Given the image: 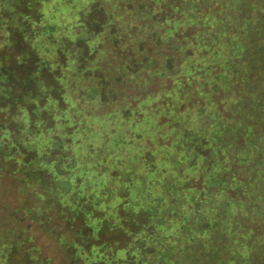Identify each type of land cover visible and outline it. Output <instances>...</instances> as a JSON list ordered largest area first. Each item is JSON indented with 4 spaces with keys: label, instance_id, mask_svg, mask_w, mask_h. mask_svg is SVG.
<instances>
[{
    "label": "trees",
    "instance_id": "1",
    "mask_svg": "<svg viewBox=\"0 0 264 264\" xmlns=\"http://www.w3.org/2000/svg\"><path fill=\"white\" fill-rule=\"evenodd\" d=\"M183 39L198 44L199 55L183 52ZM129 41L142 47L125 50ZM167 43L175 71L159 88L144 82L122 97L134 64L117 56L140 51L143 69ZM199 76L205 81L195 86ZM196 98L227 105V119L207 134L212 146L194 145L189 127L172 143L120 137L117 126L129 130L146 119L155 129L172 121L178 100ZM88 100L98 111L83 108ZM3 110L14 126L0 118V177L41 185L46 206L67 203L76 263L216 264L219 252H230L232 264H264V0H0ZM99 120L110 122L104 129L118 142L103 128L89 132ZM210 173L223 187L242 184L223 192L222 217L204 189L191 207L196 199L187 190ZM236 203L257 208L239 212ZM191 208L200 221L191 220ZM177 236L190 242L176 259ZM2 237L0 264L18 240L12 230Z\"/></svg>",
    "mask_w": 264,
    "mask_h": 264
},
{
    "label": "rangeland",
    "instance_id": "2",
    "mask_svg": "<svg viewBox=\"0 0 264 264\" xmlns=\"http://www.w3.org/2000/svg\"><path fill=\"white\" fill-rule=\"evenodd\" d=\"M159 30L164 31V27L160 26ZM134 42L135 41H129L128 45L125 46V50L128 47H131L132 44H134L136 47L140 45V43ZM182 43L184 44L182 46L183 52L187 49H189L188 51L191 52L190 48H193L195 50V53L199 55V52L202 50V48L198 46V44H196L195 47H192L193 43L191 42V39H183ZM169 44L174 47L175 45L180 44V41H177V43L174 44ZM214 45L217 46V43H215ZM167 47L168 43L166 45L164 54H161L160 56L159 54H155L153 55L152 59H150V61L147 59L149 63H146L143 69V58L141 59L143 55L140 51V54H138L137 52L133 54L131 50L127 53L123 51L122 54L117 56L118 58H121V60H123V56H125V54L132 56L130 58L127 57V59L132 61V63L134 64L133 72L123 78V80L131 79L132 83L123 84V81L121 82L120 89L123 91V93L130 91L128 89H131L133 94L137 93L139 87L144 82H148L147 84L151 82L152 88L160 87L161 83H163L164 76H166V72L175 71L174 66L176 65V61L172 58V56L166 54ZM178 57L182 56L180 55ZM151 62H153L152 65L155 68L154 70L149 68V64H151ZM208 62V68H212L211 66L214 65L215 60H208ZM155 72L159 73L157 81L149 77V74H153ZM209 72H207V74H209ZM196 80L197 82L195 81V86L200 85L205 81L202 76L197 77ZM213 94L214 96H216V92L213 91ZM120 95H122V97L124 98L128 96L127 93ZM221 96L223 95L221 94ZM94 103L95 102H91V100H88L86 104L84 103L83 108L87 109L86 105H88L89 107L95 108L98 111V108ZM177 103L178 104H176L175 107L178 108V110L176 112L171 111L172 114H170L172 121L165 122L162 126L159 125L155 129L152 128V122L146 121V119L139 120L138 123H136L135 126L129 130L126 125H119L117 126V129H119L120 131V137L122 138L127 135L125 138H133L138 142L144 143L148 142L146 140L152 139L150 141L155 140V142H153L155 144L160 142L159 138H162L163 141L169 140V143H172L173 139L178 140V137L176 135L177 132H179L184 127H189L196 130L194 131V145L200 144V146H204L205 144H207V146H212L213 144L212 142H210L211 140L207 137V134L211 128L215 127L216 121L227 119L225 117V111L227 109H223L227 108L225 101L224 103L221 102L218 106L216 104H213L209 100L202 101L200 98L193 99V101L191 102L178 100ZM201 107H203L202 110ZM172 108L170 110H172ZM199 110L202 111L201 115L198 114ZM0 118L2 120H6L12 127L14 126L11 122L13 118L10 115V112H8L7 110L0 111ZM109 124L110 122L107 123L106 127H109ZM84 125L87 126V124ZM104 126L105 122L99 120L98 125L94 124V128L89 132H93L97 129L100 131V129L103 128L101 129L102 133L107 134L106 129H104L106 127ZM91 137L93 139L100 140L99 136ZM111 137H114L113 139H111L112 143L114 141L118 142V136L108 135V138ZM124 145H127V142H124ZM165 146H168V144H165ZM168 150L172 151L173 149L168 148ZM223 150H226L227 152V148H224ZM223 150L220 151V156H223L225 154ZM205 151L208 156L211 154V157L218 158L217 155L212 153L210 149H205ZM110 152H114V154H116L117 150L112 149ZM123 163H125V167L130 166V162ZM238 176L240 177V175ZM220 177L224 176L222 175ZM195 178L197 179L198 176H195ZM215 179V173H210L209 177L205 175L202 181L196 184L193 189L189 188L190 190H187V192L191 193L190 195L195 197L196 201H194L191 205V207H195V205H197L198 203L197 200L201 201V199L198 197L200 189L206 190V195H204L206 196V203L208 204L210 200L213 199L212 205L210 206L212 209L216 210L215 212H217L214 215L222 217L226 215L225 212H222L221 198L223 197V192L224 195L227 196L229 192H235L240 186H242V184L239 181H232L231 178L232 182L225 183L223 187L222 184L218 183V181H215ZM105 182L108 183V180H105ZM42 192L43 191L41 190V185H35L33 183L23 184L22 182L14 178V176L6 174L0 177V236L5 237V235L10 230H12V238H15L16 240L18 239L17 242H19L18 244H16V242L10 245L6 259H2V261H4V264H83V262L81 263V261L80 263H76L74 261L75 259L73 258L75 249L70 245V243L73 242V238L75 237V235L72 232L74 229H72L73 227L70 220L72 214L68 209L69 207H65L64 205L67 203L56 202L53 205L46 206L50 203V200L47 201L42 199L41 197H43V195H40ZM257 196H259V194ZM241 206V203H236L234 205V208H238L237 211L239 212L243 211V209L252 212L250 209L257 208L252 207L251 204L250 209H248L246 206L244 208H240ZM195 211L196 209L193 208L188 210L189 217H191V220L198 222L202 219V217H199L198 212L195 213ZM223 225L226 226L227 223H223ZM77 226L79 225L77 224ZM230 227L231 224L229 223V228ZM175 240L176 248L174 251V258L177 259L179 246H182L187 239L186 237H184L180 240V236H177ZM183 253L180 257L184 256ZM170 254L169 252L167 253L169 257ZM217 256L219 257V259L216 261V264H220L221 262H224L225 264H232L233 262V256L230 252L228 254L224 253L222 255L219 252Z\"/></svg>",
    "mask_w": 264,
    "mask_h": 264
}]
</instances>
